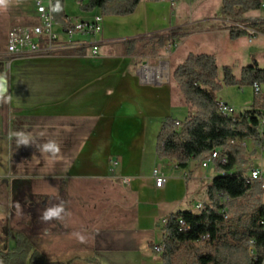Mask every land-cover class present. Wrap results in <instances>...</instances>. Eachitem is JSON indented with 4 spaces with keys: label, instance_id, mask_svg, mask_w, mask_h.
Returning <instances> with one entry per match:
<instances>
[{
    "label": "crops",
    "instance_id": "1",
    "mask_svg": "<svg viewBox=\"0 0 264 264\" xmlns=\"http://www.w3.org/2000/svg\"><path fill=\"white\" fill-rule=\"evenodd\" d=\"M186 3L189 5V0ZM67 5L75 15L67 12ZM200 7L187 12L190 6L178 8L176 0H142L129 16L103 17L98 10L80 12L73 0H64L71 24L100 16L112 25L106 26L104 37L75 35L76 39H71L69 49H82L83 55L9 56L5 44L0 59V78L7 80V91L0 96V181L11 191L25 193L27 200L41 199L42 218L34 221L42 224L36 241L23 235L46 262L161 264L151 249L162 242L164 222L178 212L197 213V204L208 203L206 189L217 175L213 163L202 168L190 161L181 169L157 158L155 148L163 121L171 118L180 122L182 119L172 114L176 107L186 105L172 80L146 79L144 70L152 58L140 54L152 43L148 41L152 36L180 30L185 37L177 39L174 47L185 39L197 55L214 56L220 69L242 65L240 76L248 64L264 69V32L236 40L230 39L229 28L223 26L182 32L185 26H194L192 17L203 13L214 16L209 15L214 11L202 12ZM262 8V14L250 17V12L245 19L264 23V4ZM35 18L34 23L16 27L36 26V11ZM63 29L57 23L54 32L66 44ZM138 38L143 40L134 55H126L122 42ZM93 43L98 45L96 56L89 52ZM158 50L154 57L170 67L176 60L174 51L164 56ZM158 50L151 48V53ZM178 66L172 67V72ZM259 88V93H264L263 87ZM219 103L234 108L228 101ZM189 113L191 116L194 111ZM259 132L264 133V128ZM245 151L255 152L251 169H261L253 161H260L264 152L250 141H246ZM156 169L166 179L160 188L155 187ZM100 185L132 196L125 213L121 210L123 201L113 196L109 199L108 194L105 202L91 197L92 192L86 199L87 188L101 191Z\"/></svg>",
    "mask_w": 264,
    "mask_h": 264
},
{
    "label": "trees",
    "instance_id": "2",
    "mask_svg": "<svg viewBox=\"0 0 264 264\" xmlns=\"http://www.w3.org/2000/svg\"><path fill=\"white\" fill-rule=\"evenodd\" d=\"M83 13L98 10L101 16L124 17L134 13L142 0H73ZM160 2L161 0H145ZM263 0H221L220 15L234 24L264 32V23L249 21L245 15L260 11ZM52 15L64 29L71 23L64 12V0H52ZM185 37L180 30L156 34L155 49L173 46L177 39ZM229 37L236 40L251 37L245 30L229 27ZM142 38L126 40L122 47L126 55H133ZM82 49H68L61 55H83ZM218 71L216 59L211 55L189 54L171 75L184 104L194 113L175 128L174 119L166 118L157 137L155 152L159 160H168L178 168H185L190 161L198 164L209 158L213 150H221L226 163L214 162L217 175L206 189L207 204L198 213L178 212L170 215L163 225V250L161 264H264V231L260 221L264 219V206L258 201L263 194L262 182L246 183V166H249L245 141L264 152V139L259 132L260 118L264 113V93L254 94L247 110L234 119L219 112V102L214 94L222 87L246 88L257 85L264 89V69L253 63L241 70L235 78L230 67ZM232 142V143H231ZM255 152L252 151L251 155ZM224 198L228 201L225 202ZM251 200L250 206L244 202ZM222 211L228 214L223 220ZM179 221L187 229L181 230ZM202 236L206 241L200 242ZM0 264H61L46 262L33 249L30 241L21 233L14 235V246L0 250Z\"/></svg>",
    "mask_w": 264,
    "mask_h": 264
},
{
    "label": "rangeland",
    "instance_id": "3",
    "mask_svg": "<svg viewBox=\"0 0 264 264\" xmlns=\"http://www.w3.org/2000/svg\"><path fill=\"white\" fill-rule=\"evenodd\" d=\"M35 0H0V59L4 56L5 53V44L7 40V35L9 31L16 27V26H23L27 23H34L36 22L35 18ZM184 2V3H183ZM188 0H176L177 7L181 8L183 6H190V8H186V11L194 10L198 7H200V11L207 12L208 10H212L214 12V16H207L208 14H199L194 17H192L190 21H193L195 24L194 26H185L182 29V32H189L191 33L194 30L201 29L203 27H211L213 26H223L226 28H229L230 26L234 27V23H232L230 20L223 18L220 15L219 9H220V1L218 0H210L208 2H194L192 0H189L190 5H186L188 3ZM264 4V0L262 1V5ZM194 8V9H193ZM216 8L218 9L217 11ZM171 9H174L173 7ZM67 12L72 16L75 15L76 12L73 11L72 7L70 5H67L66 8ZM196 12V11H195ZM263 13V8H261L258 12H253L250 14V17L257 16ZM90 20V19H89ZM189 22V21H188ZM108 25V23H104L102 21V32L101 35L104 37L106 36L105 28ZM112 26V25H108ZM173 25H171L172 27ZM163 27V26H162ZM164 28V27H163ZM258 32H256L257 34ZM74 40L76 39V36H73ZM149 42H152L153 40H148ZM147 41V42H148ZM146 42V43H147ZM147 46L144 47L142 50L140 56H149L151 61L148 63L149 67L147 69L151 68H160L165 67L166 68V78L168 79V82H171V75H172V67L174 68L176 65L182 64L183 60L186 58L187 54L189 52H192L193 54L197 55V51L189 47L188 42L185 41V39L178 40L176 43V47L174 46H166L160 50L163 51L164 56L166 54L170 53L171 51H174L175 59L172 62V65L169 67V65L166 62L159 63L156 59V56L159 53L158 49L154 48L153 42L147 43ZM173 47V48H172ZM178 47V48H177ZM151 48L153 50H158L154 54L151 53ZM177 49V50H176ZM176 50V51H175ZM135 53V52H134ZM133 53V55H134ZM59 54V53H57ZM141 57V58H142ZM251 64V63H250ZM249 65V64H248ZM245 65V66H248ZM240 66L242 65H233L232 68V74L239 78V72H240ZM218 71L220 73V67L217 64ZM221 75V74H220ZM221 79V77H220ZM241 89H245L243 92H241ZM253 91L251 87L246 88H238V87H222L220 91L214 94V98L217 102L220 101H228L230 104L234 106L236 115L241 114L246 108L247 103L250 98L253 99ZM252 102V100H251ZM189 107H176L172 117L182 119L180 122H183L185 119L190 117L189 113ZM246 144V141L244 142ZM247 150V149H246ZM248 164L249 166H246L245 169L249 170L252 168V157L253 155L249 154L247 152L246 154ZM260 161H253V163L261 167V169L264 170V155L260 156ZM69 187L72 185L67 184ZM74 186V185H73ZM100 190L98 188L90 189L91 187H88L87 191V197L86 199L90 198L91 192L94 194L91 197H94L96 199H99V202H105V199L107 197V194L110 196L109 199H111V196H113L116 201H123L122 211L123 213L126 212V207H130L132 203V196L126 195L125 191L118 190V188L114 187L113 189L110 186L106 185H100ZM74 189V187L72 188ZM263 194L259 196L258 201L261 205L264 206V188ZM73 194V193H72ZM56 200H58L56 198ZM251 200H246L244 204L246 206H250ZM27 202V204H26ZM41 199L39 201L35 200L32 201V199L27 200V195L25 193H19L17 191H11L9 187H7L3 182L0 181V250L1 251H7L13 247L14 242V235L16 233L25 234L32 242H35V238H37L38 230H41L42 224H36L34 221H36V218H42V203ZM67 205V202L65 203ZM68 208H65V212H67ZM69 210L73 213V208L71 207ZM116 210H120V208L117 206ZM38 218V219H39ZM39 219V220H40ZM40 226V227H39ZM153 250V249H151Z\"/></svg>",
    "mask_w": 264,
    "mask_h": 264
},
{
    "label": "built area",
    "instance_id": "4",
    "mask_svg": "<svg viewBox=\"0 0 264 264\" xmlns=\"http://www.w3.org/2000/svg\"><path fill=\"white\" fill-rule=\"evenodd\" d=\"M52 0H36L35 1V11L39 19V24L30 27H15L7 35L6 41V54L9 56H52L60 53L66 49H69V44L72 43L71 39L75 35L81 36H91L98 37L102 31V18L100 16H93L87 21H77L71 24V29H63L62 32L67 37L68 43H62L59 40V35L54 32V27L57 25L53 18L51 10ZM235 28L240 30H245L250 34V38L256 36V32L249 30L247 27L235 24ZM89 52L91 56H96L98 53L97 43H93L89 47ZM146 79L150 82H165L167 80L166 74L162 72L159 76H147ZM254 93H259V86L254 85ZM219 112L221 115L235 118L237 115L235 109L230 105L219 103ZM175 128H179L181 123L178 121L174 122ZM259 129L264 128V120L259 122ZM261 133V132H260ZM261 137L264 139V133H261ZM232 143V142H231ZM243 145H245L243 143ZM217 162L220 165L226 163V156L221 150H213L209 154V158L204 162L200 163V167L207 168L208 165ZM115 164V163H113ZM153 176L155 178V187L160 188L164 185L166 179L163 177L159 170L153 171ZM264 181V170L262 169H249L246 174V183L253 184L254 182ZM264 188V185H262ZM227 202L228 199L224 198ZM204 204H197L195 206V211L198 213L202 211ZM223 220L228 219V214L222 211ZM166 222V221H165ZM164 222V224H165ZM260 225L264 231V219L260 221ZM179 226L181 230H186L187 227L184 222L179 221ZM207 236H202L200 242L206 241ZM163 250L162 243L157 244L153 247L154 253L160 255Z\"/></svg>",
    "mask_w": 264,
    "mask_h": 264
},
{
    "label": "bare ground",
    "instance_id": "5",
    "mask_svg": "<svg viewBox=\"0 0 264 264\" xmlns=\"http://www.w3.org/2000/svg\"><path fill=\"white\" fill-rule=\"evenodd\" d=\"M160 68H161V70H159ZM160 68H156L155 70H152V71L150 69H145L144 73H146V75H148V76H155L156 77V76H159L162 72H164V73L166 72V68L164 66L160 67Z\"/></svg>",
    "mask_w": 264,
    "mask_h": 264
},
{
    "label": "water",
    "instance_id": "6",
    "mask_svg": "<svg viewBox=\"0 0 264 264\" xmlns=\"http://www.w3.org/2000/svg\"><path fill=\"white\" fill-rule=\"evenodd\" d=\"M7 91V80L5 78H0V96L4 95Z\"/></svg>",
    "mask_w": 264,
    "mask_h": 264
}]
</instances>
